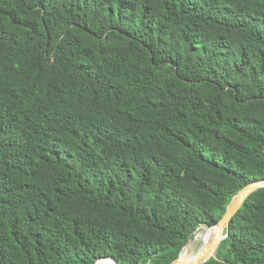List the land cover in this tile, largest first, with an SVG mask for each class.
<instances>
[{
	"label": "trees",
	"instance_id": "16d2710c",
	"mask_svg": "<svg viewBox=\"0 0 264 264\" xmlns=\"http://www.w3.org/2000/svg\"><path fill=\"white\" fill-rule=\"evenodd\" d=\"M261 178L264 0H0V264H167ZM216 257L264 264V187Z\"/></svg>",
	"mask_w": 264,
	"mask_h": 264
},
{
	"label": "water",
	"instance_id": "95a60500",
	"mask_svg": "<svg viewBox=\"0 0 264 264\" xmlns=\"http://www.w3.org/2000/svg\"><path fill=\"white\" fill-rule=\"evenodd\" d=\"M262 187H264V178L256 179V180H253V181L248 182L245 185H243L237 192H235L230 197V199H229V201L225 207L224 213L222 214L220 219H218L213 225H211V226H214V229H215V235H214L213 239L205 245L204 249H202L194 257V259H192L191 261H189L186 264H204L205 262H207L209 260V258L216 260V258H214V256H212L213 250L217 249V246L219 245L221 240L227 236L228 227H229V223L231 221V218L236 213V211L241 207V205L243 204L245 199L252 192H254L255 190L262 188ZM180 252H179L176 259H174L173 261H171L170 263H167V264H173L176 260H178V258L180 256ZM101 258L102 259L109 258L114 262V264H119L118 261L114 258H111V257H101ZM97 261H98V259L95 261L94 264H96ZM139 264H143V263H139Z\"/></svg>",
	"mask_w": 264,
	"mask_h": 264
},
{
	"label": "bare ground",
	"instance_id": "6f19581e",
	"mask_svg": "<svg viewBox=\"0 0 264 264\" xmlns=\"http://www.w3.org/2000/svg\"><path fill=\"white\" fill-rule=\"evenodd\" d=\"M214 232H215L214 226H203L202 228H198L195 231V234L193 237V240L199 243L198 246H196V248L194 249L190 248L189 245L184 246L180 252V256L178 260H176L173 264H186L192 259H194V257L202 249H204L205 245L212 240V234ZM214 258L217 259V257H214ZM108 262L110 264H114V262L109 258H105V259L100 258L98 259L96 264H108Z\"/></svg>",
	"mask_w": 264,
	"mask_h": 264
},
{
	"label": "rangeland",
	"instance_id": "374dc122",
	"mask_svg": "<svg viewBox=\"0 0 264 264\" xmlns=\"http://www.w3.org/2000/svg\"><path fill=\"white\" fill-rule=\"evenodd\" d=\"M202 227H203V226H199L198 228H202ZM198 228H196V230H197ZM196 230H195V231H196ZM194 234H195V232H194ZM194 234H193V236L187 241V243H186L184 246L189 245L190 248H193V249L196 248V246H198L199 243L193 240ZM212 239H213V238H212ZM182 249H183V248H182ZM212 256L216 257V249L213 250ZM108 264H110V263L108 262Z\"/></svg>",
	"mask_w": 264,
	"mask_h": 264
}]
</instances>
